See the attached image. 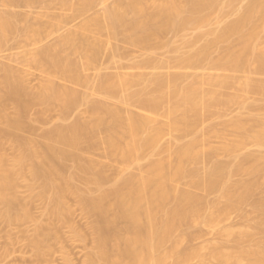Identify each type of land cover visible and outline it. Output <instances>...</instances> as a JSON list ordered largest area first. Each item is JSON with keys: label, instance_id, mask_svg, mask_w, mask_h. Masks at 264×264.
I'll return each mask as SVG.
<instances>
[{"label": "bare ground", "instance_id": "obj_1", "mask_svg": "<svg viewBox=\"0 0 264 264\" xmlns=\"http://www.w3.org/2000/svg\"><path fill=\"white\" fill-rule=\"evenodd\" d=\"M19 1L43 0H6V5ZM73 1L69 8L78 13L96 3L102 4L103 11L85 19L78 28L68 27L52 43L29 52L31 63L45 72L38 87H30L22 73L0 61L1 221H33L34 232L28 241L35 255L43 257L60 240L61 225H68L74 237L86 241L84 230L70 219L74 208L68 199L74 197L89 217L92 231L85 264H166L168 260L182 263L193 259L209 264L204 247L182 249L192 237L191 225H210L218 221V216L237 211L245 221L254 216L252 223L244 222V227L237 230L225 229L223 235L234 242L231 251L225 250L222 243H208L207 254L219 264H241L244 260L264 264V116L252 114L250 121L239 116L227 123L238 133L234 141L221 142L230 160L215 159L219 147L213 146L208 137H225L214 130L213 123L203 129L210 135H199L202 121L209 116L213 119L214 114L221 116L232 105L264 111V0H250L241 6H237L238 0H119L113 4L108 0ZM61 2L66 5L68 0ZM230 8L235 17L226 22L223 15L226 10L231 13ZM1 9L0 48L15 37L41 39L45 34L46 28L26 25L23 16ZM60 17L49 26L58 27L65 19ZM214 22L224 24L215 23L219 27H213ZM189 27L196 33L190 39L181 37L182 43L186 40L190 47H186L189 50L184 51L185 55L176 41L164 42L161 38L169 31L183 34ZM81 29L101 36L103 31L114 37L123 35L146 49L154 44L167 46L179 64L196 69L211 61L231 73L225 70L215 77L203 74L188 80L183 78L184 72L175 69L173 73L149 74L140 70L115 75L100 72L93 81L81 67L97 63L104 41L95 35L93 39L82 35ZM199 40L203 43L197 45ZM212 49L219 53L216 58L211 56ZM116 52L113 58L118 56ZM156 60L150 58L146 66L159 69L161 63ZM235 73L243 74L239 77ZM58 76L64 82L57 81ZM236 79L238 90L230 91ZM79 85L91 93H83ZM96 93L106 98L120 97L148 112H124L91 96ZM9 103L14 105L13 114L7 111ZM82 104L87 105L85 115L68 120L70 112ZM55 105L61 116L43 131L41 139L25 136L24 128L34 127L27 120L28 111L38 107L37 117L43 118ZM166 132H179L189 139L175 137L163 144L161 138ZM249 141L263 151L239 152ZM100 144L124 166L121 164L123 171L114 174L116 177L106 172L103 162L89 155ZM7 145L15 150L12 157L6 151ZM134 167L140 172L136 173ZM241 173L247 178L234 183L232 178ZM21 180L27 183V198L19 192ZM182 182L186 184L182 186ZM195 189L216 193L218 198L210 202ZM34 198L44 203V213L51 223L32 213L29 201ZM247 204L253 216L244 211ZM211 208L217 215L207 212ZM168 244L170 248L166 249ZM11 253L5 248L4 255Z\"/></svg>", "mask_w": 264, "mask_h": 264}, {"label": "rangeland", "instance_id": "obj_2", "mask_svg": "<svg viewBox=\"0 0 264 264\" xmlns=\"http://www.w3.org/2000/svg\"><path fill=\"white\" fill-rule=\"evenodd\" d=\"M55 1L54 0H43V1H36V2H32V3L31 2H25V1H19V2H13V3L11 2L8 5H6V0H0V9L5 8L9 12L11 11L10 13H12V14H16V15L18 14L19 16L20 15L23 16L25 18V22L27 23L26 25L29 24V25H34L35 27H42L43 29L46 28L45 34L43 35V37H41V39H38V38L35 39L34 37H15V38L9 39V41L3 47L0 48V58H1L0 61L3 63L9 64L11 67L13 66L14 69L16 68L17 71L22 73L27 84L33 88L38 87V85L44 81L45 72L42 71V69L40 67L35 66L34 64L31 63V61L28 59L29 58V52L33 51V49L38 47V46L45 45L48 43H52L57 38V36H59L62 32H64L68 27L69 28L74 27V25L76 27V25H77V28H78V24L80 27V25L83 23V21L85 19H87L89 17H93V16H95L96 13L98 14V13H100V11H103L102 4H100V3H96L90 9L85 10L82 13L81 12L78 13V11H74V9L72 10L71 6L69 8V5H71L70 2H72L73 0H68V3L66 5H65V3H62L61 0H57L56 2ZM58 1L60 3H58ZM75 1H77V0H74L73 3ZM118 1L119 0H108L107 3L113 4V3H116ZM154 1H156V0H154ZM224 1H226V0H224ZM248 1H250V0H238L237 6L244 5L243 3L246 4ZM52 2H54V3H52ZM226 11H227V13H226ZM226 11L224 12L223 18L225 17L226 19H224V20H226V22H228V21H231V19H233L235 17V12H233L234 11L233 9H231V13H229L228 10H226ZM232 12L234 14H232ZM58 16L59 17L63 16V17H60V19H63V18H65V19H63V21L61 20L59 22L58 27H55V28L50 27L49 26L50 23L56 22L57 18L59 19ZM54 18H55V20H54ZM214 21H216V20H214ZM222 22H225V21H222ZM215 23L216 22H214V24ZM214 24H213V27H219V26H216L217 23L215 25ZM218 24L221 26L224 23H222V24L218 23ZM211 27H212V24H211ZM77 28H75V29H77ZM206 28H208V27H206ZM193 30H194V28L190 29V27H189L188 30H185L186 32L183 31L185 33V35H184V33L181 34V32L180 33H174V32L169 31V32H165L161 38L164 42H175L176 41L175 44H179L178 45L179 48L182 47L180 49L181 54L185 55L186 52L184 53V51L189 50L186 47H188V48H190V47L185 42L186 40L185 41L183 40V42L185 44L182 43L181 39H184V38H181V37H185V39L186 38L190 39V37L192 38V36H194V34L196 33V30H194V33H193ZM81 34L82 35L86 34L85 36L89 35V36H91L90 38H92V39L95 38V36H96V38H100L102 41H104L99 59L93 67L91 66L89 68L88 66L85 65V63H82L83 59L79 58V59H82L81 64L86 66V67L84 66L85 69H84V67H81V69L83 68L82 72L84 71L83 72L84 75L87 74L88 76H91L93 78V81L97 80L95 78H98L97 76H99L100 72H101V74L103 73L106 75L107 74L108 75H115V74H117V72L133 74V73H137L139 70L141 72L143 71L144 73L146 72L148 74L149 73H155V71L158 73H161V72L173 73V71L176 70V72L182 71V72H180L182 74L184 72L185 74H183V75H185V76H183L182 74L181 75L183 76V78L188 79V80L193 78V77L198 78L200 75L203 76V74L204 75L209 74V75H212L213 77H215L220 72H221V74L226 73V72L231 73L230 71H227L226 69H223V71H222L221 68L216 67L214 64L211 63V61L206 62V64L203 65V67L196 68V69L189 67V66L185 65L184 63L179 64L175 60V53L172 52L167 46H162V45L160 46V45L154 44V47L146 49L140 44L130 42L129 40L125 39L123 37V35H118V36L114 37L112 34H107V32H105V31L102 32V36H101L100 33L95 34V32H89V31L85 32L84 30L81 29ZM175 34L177 36H175ZM178 34L180 36H178ZM98 35H99V37H98ZM104 39H106V40H104ZM171 40H173V41H171ZM199 41H197V45H200L203 43V40H199ZM115 48L117 49V51L120 50V52L119 51L116 52ZM213 49L211 51V56H212V58H216L217 57L216 55H219L221 49L217 47V50H219V53L216 49H215L216 51L214 50L215 52H213ZM27 51H28V53H27ZM113 52H116V54L119 57L122 56L121 54H123V55L125 54L124 55L125 57L122 56L119 59V57L116 56L115 58H113ZM27 54H28V56H27ZM150 58H154V60H155V58H157V60L159 59L158 61H160V63H161V66L158 65V67L160 66L159 69L156 68L157 66L154 67V65H151V64H148L149 65L148 67L146 66L147 61L150 60ZM161 60L163 62H161ZM144 61H146V63ZM163 63L165 64V67H164ZM143 64L146 67H143L144 66ZM140 65H142V66H140ZM168 66H170V67L168 68ZM183 68H184V70H183ZM169 70L172 72H168ZM225 70H226V72H225ZM195 74H199V75L195 76ZM235 74L240 77V76H242L243 73H235ZM91 77H89V78H91ZM55 79L59 82H64V79L61 77L59 78V76L56 77ZM59 82H57V83H59ZM238 83H239V81L236 79L235 83H234L236 86V89L234 86V88L230 89V91L236 92V90H238V87H237V85H239ZM77 87H79L80 90H83V91L85 90V92L81 91L83 93H86V94L91 93V91L86 89L87 87L84 88L80 85ZM87 92H90V93H87ZM91 96H93L95 99H102V100L108 102L109 104H111L113 106L119 107L122 110H124V112L125 111H127V112L133 111L134 113H137V114H142L144 112H148L145 109H143L140 105H138L136 103H127L120 97L106 98L103 96H98L97 93L91 94ZM250 96H252V95H250ZM251 98L252 97H250L248 99L249 102H250ZM86 107H87V105L82 104L77 109L72 110L69 114L70 119H68V120L73 119V117L74 118L77 117V115H81V116L85 115V113H86L85 110H87ZM7 111L9 113L11 112L13 114L14 105L12 103L11 104L9 103L7 105ZM37 112H38V107H33L28 111V113H27L28 119L27 120L32 121L34 127L31 128L32 130L29 129V127H27V128L25 127L24 128V134H25V136H28L31 138L34 137L35 140H37V139L40 140L41 139L40 136L42 135L43 131L45 129L51 127V125L54 124L58 118H60L59 116H61V110H60L59 106H57V105L53 106L51 108V110H49L45 113V115L43 116L44 119L38 118ZM256 113H261V115L264 116V111H261V110L258 111V109H255V107L253 108V110L250 111L249 109H241L237 104H235V105L230 106L228 109L223 110L221 116H218L215 114L211 115V117L213 116V119H211L210 116H209V119H206V118H208V117H206L205 118L206 120L202 121L203 123L199 124L200 128L199 127L198 128L200 130L199 129L198 130L200 133L201 132H203V133L207 132L210 135V133L208 131L205 132L204 130L209 127V123H213V125H211V124L210 125L213 127L216 126L214 128V130L217 133L220 132V134L225 137L222 139V137H218V135H215L214 134L215 132L212 133L214 135L208 137L211 140L210 143L213 144V146L219 147V149L215 155V157L217 156L215 159L219 158L220 160H223V161L230 160V156L222 148L221 142H223V141L232 142L235 139H237V137H238V133L235 131V129L232 128L231 126L227 125V123H229L233 119H237L239 116L243 117L247 121H250L252 119V114H256ZM21 131H23V129ZM21 133L23 134V132H21ZM203 133H201L199 135H203ZM175 137H182L181 139L183 141H187L189 139V137L184 136V135H182V133H179V132H166L163 135V137L161 138V143L165 144L166 142H168L169 140H171ZM104 149L105 148H103V146H101V144H100L98 148L91 150L89 155L92 156L93 159L95 158L94 159L95 161L99 160V162H103L104 163L103 165H105L104 168L106 169V172L108 170L109 175H111L110 173H112L113 176L116 177L115 175H117V173L123 171L122 167H121L122 163H120V159L117 156L116 157L115 156L113 157V155L109 156L110 154H107V152H106L107 150L106 149L104 150ZM6 151L9 154V156H11V157L13 156V154H15V150L10 145L6 146ZM248 151L262 152L263 149L257 147L252 141H249L245 146H243L239 149V152H241V153H245ZM141 165H142L141 167L144 168L146 165V160L141 161ZM122 166H123V164H122ZM134 168L136 169V173L140 172V170L138 168H136V167H134ZM134 168H132V170ZM135 169H134V172H135ZM246 178H247V175H245L244 173H241V174L235 175L232 178V181L234 183H236V182L244 180ZM27 179H29V177H27ZM24 180H21V183L19 182L20 183L19 184V192H20L21 196H23L24 198L25 197L27 198L29 195V189H28L27 183L25 182L26 180L25 181ZM181 184H182V186H184L186 183L184 184L182 182ZM195 191H197L200 194H204L205 197L207 198V200L210 202H211V200L215 201V199L218 198L216 196L217 195L216 193H215L216 195L214 193L207 194V192L200 190V189H195ZM32 200H34V201H31V200L29 201L30 202L29 206L31 208L32 213L36 217H39V218L45 220V223L46 222L51 223L50 218L44 213V203L39 199L35 200V198H34ZM68 201L70 204H72V206L74 208V211H73L72 215L70 216V219H71V221H73V223H76V225L78 227H80L81 230H84V232L87 236L86 241L85 240L82 241V240L74 237L72 230L68 225H63V226L61 225L60 229H59L60 240H58L57 242L55 241L52 245V249L50 251H47V253L43 257H37L33 251L32 246L29 244V241H28V238L30 236H32V234L34 232V227H35L34 222L33 221H26L25 223L23 222V223L9 224L6 222L5 223L2 222L0 219V251H1L0 254H3V257L0 258V264H85V258L87 257L88 251L92 246L91 245L92 244V242H91L92 231H91V228L89 226L90 219L79 208V206L77 204V200L74 197H69ZM222 201H221V203H222ZM243 209H244V211L246 210V212L250 211L251 216H253L252 211H251L252 209H251V206L249 204L245 205L243 207ZM207 212L208 213L213 212V213H216V215H217V212L214 208L208 209ZM250 212H248V213H250ZM226 216H224V217L218 216V221H216L214 223H209L210 225L203 224L204 222L193 223L190 227L192 237L190 239H188L189 241L187 240V242H185L182 245V249H184L186 247L188 248L190 246H192V247H204V253L206 254L205 257L208 258L207 259L208 261L210 260L209 264H219V262H217L216 259H214V258L210 259L209 254H207V252H209L208 247L205 245H207L208 243H209V245H211V243H212V245H213V243H215V244L217 243L220 245L222 243L221 245L223 247L225 246V250L231 251L233 249L234 242H233L231 237L223 235L225 229L227 230V228H231V227L233 229L235 228L236 230L240 229V228L244 227L243 225L245 223H246L245 225H247V223L250 224V222L252 223L251 220L254 217V216L253 217L250 216L251 220L245 221L244 220L245 218L243 219L242 218L243 216L241 217V213H239L237 211H232V212H230V214L227 217ZM246 219H248V218H246ZM49 225H51V224H49ZM165 247H166V249L170 248L169 244L166 245ZM5 248H6V250H9L12 253L9 255H4ZM166 251H168V250H166ZM67 255L69 256V258H67ZM199 262H200L199 259H193L190 262L187 261V262H182V263H175V262H173V260L172 261L168 260V262L166 261L165 263L166 264H199ZM247 262L248 261L244 260L241 262V264H248Z\"/></svg>", "mask_w": 264, "mask_h": 264}]
</instances>
